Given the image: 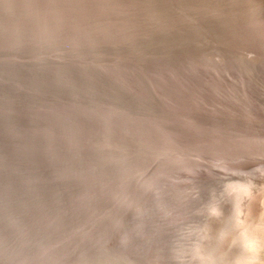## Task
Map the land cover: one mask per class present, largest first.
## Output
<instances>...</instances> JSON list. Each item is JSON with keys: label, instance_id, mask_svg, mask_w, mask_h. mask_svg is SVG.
<instances>
[{"label": "rangeland", "instance_id": "rangeland-1", "mask_svg": "<svg viewBox=\"0 0 264 264\" xmlns=\"http://www.w3.org/2000/svg\"><path fill=\"white\" fill-rule=\"evenodd\" d=\"M81 255H264V0H0V264Z\"/></svg>", "mask_w": 264, "mask_h": 264}, {"label": "bare ground", "instance_id": "bare-ground-1", "mask_svg": "<svg viewBox=\"0 0 264 264\" xmlns=\"http://www.w3.org/2000/svg\"><path fill=\"white\" fill-rule=\"evenodd\" d=\"M223 183V182H222ZM221 184V183H220ZM55 198V197H54ZM250 199V198H249ZM238 203V202H237ZM110 204V203H109ZM236 204V203H235ZM254 205V204H253ZM237 207V206H236ZM239 207V206H238ZM247 208V207H246ZM235 210V209H234ZM248 210V209H247ZM250 210V209H249ZM248 210V211H249ZM256 210V209H254ZM253 210V211H254ZM117 212V211H116ZM234 212V211H233ZM113 213V212H112ZM235 213L236 210H235ZM253 213V212H252ZM117 214L115 218L118 217V219L121 220V222H128V221H125L126 219V216L122 213V212H119V213H115ZM128 214V213H127ZM237 215V220L238 222L242 223L243 222V218L241 217V211H239V213L236 214ZM249 215V214H247ZM254 215V214H252ZM114 217V216H112ZM129 217V216H128ZM244 217V216H243ZM255 217V215H254ZM245 218V217H244ZM250 219V218H249ZM253 220V219H252ZM256 220V219H255ZM109 221V220H108ZM112 221V220H111ZM118 223H120L118 221ZM117 223V224H118ZM125 224V223H124ZM112 225V224H111ZM108 226V225H107ZM121 228V225L120 227ZM125 228V227H124ZM122 228V229H124ZM111 229V228H109ZM129 229V228H128ZM243 229H246V228H243ZM248 229V228H247ZM250 229V228H249ZM108 230V229H107ZM111 230H109L110 232ZM116 231V230H115ZM122 231V230H121ZM128 231V230H127ZM108 232V233H109ZM112 233H114L113 236H115V232L112 231ZM118 234V232H117ZM127 234H130V233H127ZM244 235H247V240H245V248H248L251 252H256V244H257V241H256V238L255 236L253 235V232L249 231V230H246L244 231ZM122 238H125V236L123 235ZM121 238V239H122ZM127 238V237H126ZM128 239V238H127ZM126 239V240H127ZM124 240V239H123ZM111 243V240L109 241V245ZM124 244V243H123ZM126 248V247H125ZM250 253V252H249ZM251 254V253H250ZM255 254V253H254ZM29 256V255H28ZM27 256V257H28ZM35 256V255H34ZM39 256H37L38 258ZM55 257V255L53 256ZM62 257V256H61ZM65 257V256H64ZM170 257V256H169ZM31 258V257H30ZM43 258V257H42ZM42 258H39V260H41ZM26 259V258H24ZM52 259V258H51ZM56 259H58V262H62L63 261V258L60 259L59 257H57ZM78 262L77 264H148L147 262H149L146 258H145V255L144 256H141V255H81L78 259ZM33 261V260H32ZM53 261V259H52ZM56 261V260H55ZM230 261L228 264H264V255H238L237 258L233 259V260H228ZM25 262V261H24ZM28 262V261H27ZM38 262V261H37ZM40 262V261H39ZM57 262V261H56ZM55 262V263H56ZM57 262V264H58ZM169 263L168 264H183L182 261L180 260H171L169 259L168 261ZM34 263V262H33ZM41 264H50V261L49 259L47 258H43L42 261L40 262ZM52 263V262H51ZM28 264H31L30 262ZM149 264H151L149 262ZM209 264H222V262H217V261H210Z\"/></svg>", "mask_w": 264, "mask_h": 264}]
</instances>
